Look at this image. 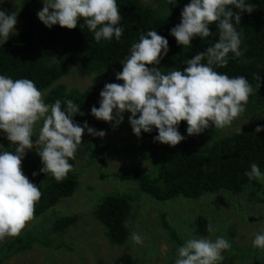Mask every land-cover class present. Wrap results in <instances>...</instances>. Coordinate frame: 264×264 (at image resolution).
I'll list each match as a JSON object with an SVG mask.
<instances>
[{
  "label": "trees",
  "instance_id": "trees-1",
  "mask_svg": "<svg viewBox=\"0 0 264 264\" xmlns=\"http://www.w3.org/2000/svg\"><path fill=\"white\" fill-rule=\"evenodd\" d=\"M249 2L255 5L254 12L242 14V22L237 26V31L242 35V54L238 58H230L226 67L215 70L226 73L229 77L245 76L256 88L254 76L259 74L264 79V0ZM157 3L159 5L155 7L144 4L141 0H117L122 16L120 26L124 28V33L120 41L113 38L111 41L102 40L97 43L86 26L81 28L83 20L78 22L75 29L59 25L50 29L37 17L36 11L41 6V0H23L22 27L5 44H0V74L13 79L32 80L40 91H47L44 96L47 103H54L59 99L63 106L65 99L73 100L80 107V113L74 117L76 123L83 126L87 122L96 130L112 131L115 125L97 120L92 116L91 108L99 107L100 92L106 83H111L102 80L101 76H107L116 69L122 71L121 62L130 54L131 45L139 41L141 33L156 30L159 35L168 39V55L161 59L159 65H155L164 71L173 68L182 70L186 66V59L206 51L208 46L219 40L216 25L213 24L210 26L213 36L206 40L197 37L192 41V46L185 48L178 45L170 30L181 22V12L190 0H157ZM72 72L81 77L94 75L95 80L85 90L70 88L61 80ZM246 108L255 116L254 124L227 136L214 132L210 135L213 137L210 145L201 146L197 135L188 136L186 121L179 125V131L185 136V140L175 147L154 142V137L158 135L155 128L151 133H142L145 147L140 154L143 159L151 161L154 166L152 172L135 168L129 172L105 173L111 151L115 150L117 154L126 152L131 149V144L118 146L112 140L93 136L85 144L86 167L98 165L102 178L111 176L122 182L133 183L139 191L137 196H141V192L159 202L177 197L198 199L221 191L240 195L249 189L251 201H257V198L264 201L263 184L250 181L245 175L246 171H250L252 163H257L264 171V132L255 133L258 125L264 126V83L249 97ZM0 144L6 149L15 150L5 135L0 134ZM79 150L75 160L70 161L74 165L73 170L61 181L55 180L51 174L40 172L43 165L37 153L26 154L22 161V171L32 183L41 186L42 192L41 199L35 204L33 219L43 218L63 200L76 195L80 188L81 174L77 170ZM33 173L37 175L34 176ZM133 199L135 196L132 198L130 193L114 191L94 199V203H88L92 205L90 219L92 217L93 222L100 223L105 228L106 238L111 244L125 245L129 241L132 230L127 222L131 216ZM160 215L161 223L176 252L177 247L185 240L166 218L167 215ZM81 217V214L76 213L54 215L50 231L65 232L78 226ZM41 224L5 242L0 248V263L10 256L32 249L36 244L50 245L48 233L39 229ZM208 225V217L198 215L192 225L194 234L206 236ZM224 225L222 224L223 228L218 227V232L230 240L232 251L234 248L238 252L244 251L245 259L254 260L250 254L254 250L252 246L247 250L237 247L235 238L239 230L236 226ZM258 262L264 264V259L261 258ZM112 264H137V260L125 252Z\"/></svg>",
  "mask_w": 264,
  "mask_h": 264
},
{
  "label": "clouds",
  "instance_id": "clouds-1",
  "mask_svg": "<svg viewBox=\"0 0 264 264\" xmlns=\"http://www.w3.org/2000/svg\"><path fill=\"white\" fill-rule=\"evenodd\" d=\"M42 4L37 16L50 29L56 25L75 29L83 20L81 28L86 26L97 43L113 38L120 41L124 33L117 0H42ZM254 8L249 0H190L181 12V22L170 30L171 36L185 48L192 46L197 37L206 40L213 36L210 26L215 24L218 42L186 59L182 70L164 71L155 65L168 55V39L156 30L141 33L121 62L122 71L116 73V80L123 83L105 84L99 107L91 108L92 116L118 126L124 114L131 113L129 123L138 138L155 128L158 135L154 142L172 147L185 140L179 131L181 122H187L188 136L200 135L210 125L215 129L231 126L246 111L249 97L264 79L256 74L254 88L245 76L229 77L215 68H224L230 58L241 56L242 35L237 26L242 14H252ZM17 23L16 12L0 10V42L5 44L15 34ZM77 113L80 107L73 100L65 99L63 106L59 99L47 103L32 80L0 74V132L15 146L12 151L0 144V241L22 232L34 218L35 204L42 196L41 186L32 183L22 171L28 151L35 150L41 158V173L61 181L74 168L70 161L75 160L83 145L85 130L93 137L106 136L105 131L87 122L83 126L76 123ZM261 132L264 126L258 125L255 133ZM245 175L250 181L264 184V171L257 163H252ZM207 230L216 231L211 224ZM129 239L133 246L144 242L138 232ZM252 246L264 250V230L255 235ZM231 247L224 235L215 239L193 235L177 247L174 264H220L223 253Z\"/></svg>",
  "mask_w": 264,
  "mask_h": 264
},
{
  "label": "rangeland",
  "instance_id": "rangeland-1",
  "mask_svg": "<svg viewBox=\"0 0 264 264\" xmlns=\"http://www.w3.org/2000/svg\"><path fill=\"white\" fill-rule=\"evenodd\" d=\"M141 1L144 4H151L155 7L159 5L157 0ZM22 7L23 0H0V10H4L7 13H17L18 23L15 34L22 27ZM42 7L41 0V6L36 13ZM2 43L0 42V44ZM118 72L120 70L116 69L107 76H101V79L111 83L122 84L123 81L116 80V73ZM75 73L72 72L64 77L61 82L70 88L76 87L80 90H85L95 80L94 75L81 77ZM43 93L46 96L47 91ZM130 116L131 113H125L123 123L114 126L112 131H105L106 136L102 139L112 140L118 146L131 144V149L126 152L117 154L115 150L111 151L108 166L104 170L105 173L111 174L113 171L120 173L129 172L135 168L150 172L154 170L151 161L143 159L140 154L145 147V143L141 137L138 138L133 133L129 123ZM254 122L255 116L246 108V111L240 114L231 126L215 129L214 125H210L203 133L197 135V140L201 146L210 145L213 142V137L210 136L212 133L218 132L220 136H227L242 128L251 126ZM39 126L38 124L37 131ZM0 134L6 136L3 132H0ZM90 137L91 135L85 130V134L82 137L83 145H81L78 153L77 170L81 174L79 177L80 188L76 195L63 200L43 218L29 221L19 234L21 235L35 225L42 223L39 229L48 233L47 237L51 244H36L32 249L10 256L0 264H112L115 259L125 252L134 256L137 264H174L176 252L161 223L162 216L160 213L167 215L166 218L178 229L184 240L190 236H196L192 225L200 214L206 215L209 219V224L216 229L213 233L208 232L204 237L215 239L216 236L222 235L218 232L219 228H223L222 224L234 225L239 230L235 241L239 245L237 247L241 249H250L249 247L252 246L255 235L264 230V201L262 198H257V201H251L249 198V195H251L250 189L240 195L221 191L204 195L198 199L177 197L167 202H159L141 192V196H137L139 191L133 183L122 182L111 176L102 178L100 176L101 169L98 165L86 167L87 152L85 144ZM33 141L35 142V137H33ZM27 153L37 152L30 150ZM114 191L130 193L132 198L135 196L132 201L131 216L127 224L131 228L132 233L138 232L144 237L142 245L133 246L130 239L127 243L128 245L111 244L106 238L105 228L100 223L96 224L93 222L92 217L90 219V208L92 205L90 206L88 203H94V199H99L102 195L104 196V194ZM262 193H264V184ZM90 198L93 199L90 200ZM72 213L82 215L78 226L62 233H51V218L54 215H71ZM15 237H6L3 241H0V248L5 242ZM253 249L250 254L254 260H247L244 257V251L238 252L235 248L232 251L231 247L230 250L223 253L224 259L220 264H260L258 261L261 258L264 259V250Z\"/></svg>",
  "mask_w": 264,
  "mask_h": 264
}]
</instances>
